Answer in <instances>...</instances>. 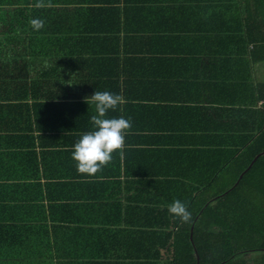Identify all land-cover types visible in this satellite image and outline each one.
Segmentation results:
<instances>
[{
	"label": "crops",
	"instance_id": "0c3cea01",
	"mask_svg": "<svg viewBox=\"0 0 264 264\" xmlns=\"http://www.w3.org/2000/svg\"><path fill=\"white\" fill-rule=\"evenodd\" d=\"M254 12L251 0H120L115 10L86 11L113 13L106 23L93 18L95 26L113 27L109 39L70 54L39 47L44 55H30L28 83L0 87V95H24L13 120L29 110L24 130L0 122V264H32L21 257L31 254L21 240L36 239L38 224L64 239L71 233L65 223H80L100 242L94 264H148L133 257L157 252L167 264L171 247L148 240L182 222L169 205L178 199L190 206L208 175L212 183V159L234 158L262 126L264 51L253 53L245 33ZM41 76L63 81L35 83ZM95 91L119 94L123 103L107 118H130L132 127L122 151L88 175L77 171L72 152L93 130ZM55 94L65 95L46 97ZM51 196L70 213L55 218ZM59 221L54 234L50 226ZM256 250L243 253L245 264H264V254H248Z\"/></svg>",
	"mask_w": 264,
	"mask_h": 264
},
{
	"label": "trees",
	"instance_id": "16d2710c",
	"mask_svg": "<svg viewBox=\"0 0 264 264\" xmlns=\"http://www.w3.org/2000/svg\"><path fill=\"white\" fill-rule=\"evenodd\" d=\"M37 2L0 0V87L12 86L15 81L23 85L28 83L31 79L30 55H44L39 47L49 48L51 53L56 51L59 54L61 51V54H70L80 44L84 46L112 37L113 27L95 26L93 18L101 17V22L106 23L113 13L90 16L86 11L89 8L115 10L120 0H43V7H36ZM251 3L255 7L253 16L256 15V18L251 17L252 22L246 24L245 33L255 48L253 53H260L259 50L264 51V0H251ZM36 18L44 22L39 30L33 29L30 24V20ZM260 59L264 61V55ZM44 76L35 83L59 86L63 81V78L48 79ZM68 79L66 83L71 82V78ZM64 95L46 97L61 99ZM71 95L75 98L79 96ZM20 97L24 95H0V122L3 121V125L8 124L9 119L13 120L14 111L20 107L16 103L24 100ZM28 113V109H22L20 117L16 116L12 121L16 122L17 128H27ZM237 151V156L228 161L227 157L224 160L212 159V183L211 175H208L207 180H210L207 185L204 180L203 189L188 198L191 219L176 224V229L167 233L166 237L148 240L151 246L171 247L167 264H245L242 256L245 251L264 250V210H261L264 208V114L262 126L252 142L237 148ZM200 163L204 177L205 162L202 160ZM48 200L55 218L70 213H67L66 201L59 202L56 196ZM55 223L51 224L50 230L57 234L62 222ZM47 225H37L36 239L21 240L22 246L31 247V254L21 255L22 258L28 257L32 264L33 261L37 264H94V260L100 257V254H95L100 242H96L92 233L83 231L80 223H65L63 229L68 227L71 233L64 239L50 238ZM18 244L19 241L15 243L16 246ZM141 258L148 260V264H159L158 260L162 257L158 252L133 257L134 261Z\"/></svg>",
	"mask_w": 264,
	"mask_h": 264
},
{
	"label": "clouds",
	"instance_id": "9594fccd",
	"mask_svg": "<svg viewBox=\"0 0 264 264\" xmlns=\"http://www.w3.org/2000/svg\"><path fill=\"white\" fill-rule=\"evenodd\" d=\"M36 7H43V0H38ZM30 24L35 30L43 27V20L32 19ZM91 102L95 104L96 114L90 117L93 130L84 132L74 144L72 158L77 162V171L81 174L93 175L101 171L113 159V152L122 151L125 137L132 127L130 118L123 116L107 118L108 111L115 110L123 103L119 94L110 91H95L91 96ZM89 103L87 97L85 98ZM168 211L182 222L191 219L187 204L180 200L173 201Z\"/></svg>",
	"mask_w": 264,
	"mask_h": 264
},
{
	"label": "rangeland",
	"instance_id": "374dc122",
	"mask_svg": "<svg viewBox=\"0 0 264 264\" xmlns=\"http://www.w3.org/2000/svg\"><path fill=\"white\" fill-rule=\"evenodd\" d=\"M257 195H261V194L257 193ZM262 198L264 199V196H262ZM263 207H264V203H263ZM261 210H264V208H261ZM252 253L254 254L253 256H257L258 258H261L263 257L264 251L256 250V251L248 252V254H252Z\"/></svg>",
	"mask_w": 264,
	"mask_h": 264
},
{
	"label": "water",
	"instance_id": "95a60500",
	"mask_svg": "<svg viewBox=\"0 0 264 264\" xmlns=\"http://www.w3.org/2000/svg\"><path fill=\"white\" fill-rule=\"evenodd\" d=\"M261 153H263V152H261ZM261 153H259V154H257L255 157H254V159L252 160V162H251V164L253 163V161L257 158V156H259ZM250 164V165H251ZM250 165L242 172V174L250 167ZM242 174L239 176V178H238V180H237V182L239 181V179H240V177L242 176ZM236 182V183H237Z\"/></svg>",
	"mask_w": 264,
	"mask_h": 264
}]
</instances>
